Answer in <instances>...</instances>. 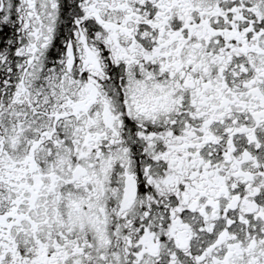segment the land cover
<instances>
[{"label": "snow or ice", "instance_id": "obj_1", "mask_svg": "<svg viewBox=\"0 0 264 264\" xmlns=\"http://www.w3.org/2000/svg\"><path fill=\"white\" fill-rule=\"evenodd\" d=\"M0 264H264V0H0Z\"/></svg>", "mask_w": 264, "mask_h": 264}]
</instances>
